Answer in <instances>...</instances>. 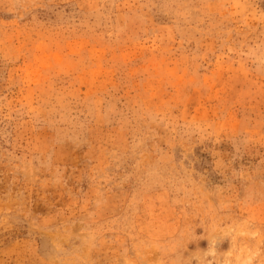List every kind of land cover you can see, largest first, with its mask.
Returning <instances> with one entry per match:
<instances>
[{
    "label": "rangeland",
    "instance_id": "1",
    "mask_svg": "<svg viewBox=\"0 0 264 264\" xmlns=\"http://www.w3.org/2000/svg\"><path fill=\"white\" fill-rule=\"evenodd\" d=\"M0 264H264V0H0Z\"/></svg>",
    "mask_w": 264,
    "mask_h": 264
}]
</instances>
